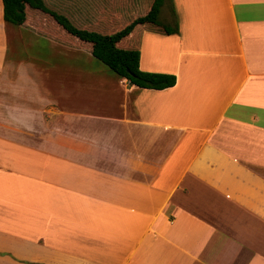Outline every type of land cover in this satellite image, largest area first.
<instances>
[{"label":"crops","instance_id":"crops-1","mask_svg":"<svg viewBox=\"0 0 264 264\" xmlns=\"http://www.w3.org/2000/svg\"><path fill=\"white\" fill-rule=\"evenodd\" d=\"M170 1L177 34L119 42L175 76L151 90L0 0V264H264V0Z\"/></svg>","mask_w":264,"mask_h":264},{"label":"trees","instance_id":"trees-1","mask_svg":"<svg viewBox=\"0 0 264 264\" xmlns=\"http://www.w3.org/2000/svg\"><path fill=\"white\" fill-rule=\"evenodd\" d=\"M3 20L16 26L25 21V6L49 15L67 34L92 46L91 54L120 78L128 80L130 85L142 89L164 90L173 87L176 78L162 73H148L139 69V51L121 49L117 44L126 38L137 25L151 24L165 34H177V22L173 26L165 25L159 15L165 0H153L150 10L138 17L121 30L113 34H101L95 31L76 28L65 16L48 9L43 0H1ZM170 1V0H169Z\"/></svg>","mask_w":264,"mask_h":264},{"label":"rangeland","instance_id":"rangeland-1","mask_svg":"<svg viewBox=\"0 0 264 264\" xmlns=\"http://www.w3.org/2000/svg\"><path fill=\"white\" fill-rule=\"evenodd\" d=\"M143 5H149L153 0H139ZM106 0H80L79 4L81 5L79 8L75 9L74 0H46V5L50 9L55 12L64 15L67 19L77 28L87 29L90 31H95L101 34H113L126 25H128L133 19L141 17L143 15H133L131 18L124 17V20H121L119 17L107 15L104 9L102 8V3L105 4ZM98 3H101L100 5ZM99 5V6H98ZM107 5V4H105ZM171 1L165 0L164 5L161 8L159 20L165 25L173 26L174 22L169 20V17H173L172 15V7ZM100 7V8H99ZM106 8V7H105ZM42 14V13H41ZM95 14V16H94ZM99 14V15H98ZM30 15V11L28 16ZM96 16H98L96 18ZM52 20V19H51ZM53 21V20H52ZM149 27H156L151 24H146ZM158 29V28H157ZM63 37H70L71 41H78L76 38L69 36L63 30ZM42 41V40H39ZM42 45H46L43 42ZM118 47L121 49H128L126 45V41H122L118 44ZM94 65H97L101 72L107 71L111 73V71L101 62L94 60ZM91 99H97L99 101H103L101 97L91 95ZM88 95H85L83 98L84 107H87V99H90ZM105 102V101H104ZM106 104V102H105Z\"/></svg>","mask_w":264,"mask_h":264}]
</instances>
